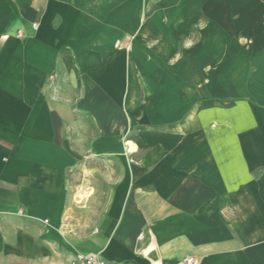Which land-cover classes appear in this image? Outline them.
<instances>
[{
  "label": "crops",
  "instance_id": "1",
  "mask_svg": "<svg viewBox=\"0 0 264 264\" xmlns=\"http://www.w3.org/2000/svg\"><path fill=\"white\" fill-rule=\"evenodd\" d=\"M77 252L264 264V0H0V264Z\"/></svg>",
  "mask_w": 264,
  "mask_h": 264
},
{
  "label": "built area",
  "instance_id": "2",
  "mask_svg": "<svg viewBox=\"0 0 264 264\" xmlns=\"http://www.w3.org/2000/svg\"><path fill=\"white\" fill-rule=\"evenodd\" d=\"M32 27L35 29L37 27V23L33 22ZM186 263H192L193 258L191 256L186 257L184 259ZM67 264H110L107 260L101 258L97 254L94 253H84L77 252L74 254Z\"/></svg>",
  "mask_w": 264,
  "mask_h": 264
},
{
  "label": "bare ground",
  "instance_id": "3",
  "mask_svg": "<svg viewBox=\"0 0 264 264\" xmlns=\"http://www.w3.org/2000/svg\"><path fill=\"white\" fill-rule=\"evenodd\" d=\"M130 151H133L134 150V145L132 143H129V149Z\"/></svg>",
  "mask_w": 264,
  "mask_h": 264
}]
</instances>
